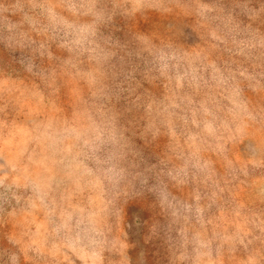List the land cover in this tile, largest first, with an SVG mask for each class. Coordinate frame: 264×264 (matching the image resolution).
Segmentation results:
<instances>
[{
  "label": "rangeland",
  "instance_id": "rangeland-1",
  "mask_svg": "<svg viewBox=\"0 0 264 264\" xmlns=\"http://www.w3.org/2000/svg\"><path fill=\"white\" fill-rule=\"evenodd\" d=\"M0 264H264V0H0Z\"/></svg>",
  "mask_w": 264,
  "mask_h": 264
}]
</instances>
